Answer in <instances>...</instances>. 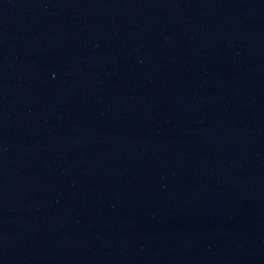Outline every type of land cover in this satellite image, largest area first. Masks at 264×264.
<instances>
[{"label":"water","instance_id":"obj_1","mask_svg":"<svg viewBox=\"0 0 264 264\" xmlns=\"http://www.w3.org/2000/svg\"><path fill=\"white\" fill-rule=\"evenodd\" d=\"M0 264H264V0H0Z\"/></svg>","mask_w":264,"mask_h":264}]
</instances>
